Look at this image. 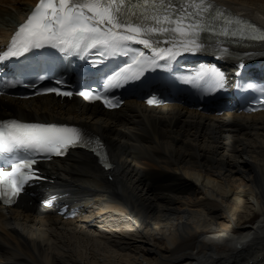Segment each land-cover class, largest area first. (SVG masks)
<instances>
[{
	"label": "bare ground",
	"instance_id": "6f19581e",
	"mask_svg": "<svg viewBox=\"0 0 264 264\" xmlns=\"http://www.w3.org/2000/svg\"><path fill=\"white\" fill-rule=\"evenodd\" d=\"M33 1L14 0L23 6L0 17V39ZM214 2L264 27V0ZM254 51L264 61V44ZM0 114L82 122L113 165L104 171L81 151L49 164L53 184L33 197L96 213L0 211V264H264V113L207 118L129 102L105 114L45 98L0 100Z\"/></svg>",
	"mask_w": 264,
	"mask_h": 264
},
{
	"label": "snow or ice",
	"instance_id": "6c2138e0",
	"mask_svg": "<svg viewBox=\"0 0 264 264\" xmlns=\"http://www.w3.org/2000/svg\"><path fill=\"white\" fill-rule=\"evenodd\" d=\"M241 41L264 42V29L212 0H39L7 49L0 50V63L46 47L56 49L65 59L96 55L100 58L89 61L93 67L109 58L127 57L130 63L105 73L102 92L93 88L76 93L56 87L42 90L58 96L79 95L89 102L99 100L106 107L115 108L119 100L108 93L138 79L145 71L166 68L184 53L211 50L217 59L231 57L233 54L225 45L239 46ZM245 55L251 57L250 53ZM44 79L40 76L38 81L23 86L37 89ZM181 80L198 89L224 86V74L215 66ZM22 83L19 79L4 81L0 95L5 94L4 89ZM54 83L63 85L61 80ZM247 88L264 95V86L249 82ZM40 94L41 91L36 92ZM162 102L155 96L147 101L149 105ZM71 147L89 149L105 168L111 167L99 138L83 129L15 119L0 121V202L13 204L25 185L38 178L33 166L40 159L61 156Z\"/></svg>",
	"mask_w": 264,
	"mask_h": 264
},
{
	"label": "rangeland",
	"instance_id": "374dc122",
	"mask_svg": "<svg viewBox=\"0 0 264 264\" xmlns=\"http://www.w3.org/2000/svg\"><path fill=\"white\" fill-rule=\"evenodd\" d=\"M17 3H19V2H17ZM17 3H15L14 0H6L5 3H0V8L3 9V10L0 9V10H2V12L0 13V17L11 15L12 13H14L16 11L15 8L23 6V2H20L19 5H17ZM3 28H4V26L2 25V23H0V35H1V32L3 31ZM95 213H96V209H92L91 211H89V215L85 213L83 216L88 215L87 217H90V216L94 215Z\"/></svg>",
	"mask_w": 264,
	"mask_h": 264
}]
</instances>
